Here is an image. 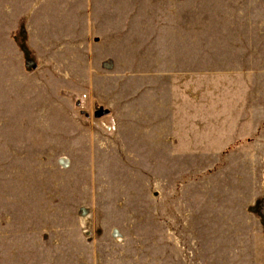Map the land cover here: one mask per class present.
Here are the masks:
<instances>
[{
	"label": "rangeland",
	"instance_id": "obj_1",
	"mask_svg": "<svg viewBox=\"0 0 264 264\" xmlns=\"http://www.w3.org/2000/svg\"><path fill=\"white\" fill-rule=\"evenodd\" d=\"M46 20L0 67V264H264V0Z\"/></svg>",
	"mask_w": 264,
	"mask_h": 264
},
{
	"label": "crops",
	"instance_id": "obj_2",
	"mask_svg": "<svg viewBox=\"0 0 264 264\" xmlns=\"http://www.w3.org/2000/svg\"><path fill=\"white\" fill-rule=\"evenodd\" d=\"M81 1L89 3V0ZM77 2L78 0H0V67L6 69L9 64L11 65L12 61L9 59L12 55L13 33L15 26L18 25L17 20L26 26L27 19L30 21L44 18L49 22L52 17L60 20L62 27L66 25L71 27L72 19L77 18Z\"/></svg>",
	"mask_w": 264,
	"mask_h": 264
}]
</instances>
